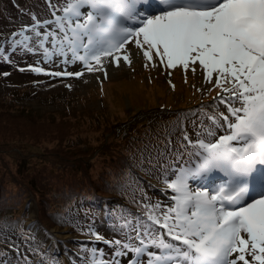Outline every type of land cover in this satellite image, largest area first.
<instances>
[{
	"label": "snow or ice",
	"instance_id": "snow-or-ice-1",
	"mask_svg": "<svg viewBox=\"0 0 264 264\" xmlns=\"http://www.w3.org/2000/svg\"><path fill=\"white\" fill-rule=\"evenodd\" d=\"M52 16L40 21L33 15L32 25L14 34L21 39L12 50H42L45 63L63 57L64 64L79 62L93 72L102 68V58L130 65L126 46L134 45L147 62L156 58L169 69L202 70L204 81L220 90L227 112L209 117L217 127L226 125L215 140L193 143L184 136L198 159L165 178L173 204L166 210L156 204L146 220L127 221L123 241L92 233L115 257L127 258L107 260L93 248L90 264H264V0H62ZM0 57L8 59L3 49ZM213 171L226 177L220 186L190 185Z\"/></svg>",
	"mask_w": 264,
	"mask_h": 264
},
{
	"label": "rangeland",
	"instance_id": "rangeland-1",
	"mask_svg": "<svg viewBox=\"0 0 264 264\" xmlns=\"http://www.w3.org/2000/svg\"><path fill=\"white\" fill-rule=\"evenodd\" d=\"M0 3V49H3L4 54L8 57V59L0 57V99L14 100L16 104H23L24 108L35 111L37 114H45L54 111V109L61 110V106L65 101L72 108L74 107L81 112L92 111V115L85 119L82 125V132L74 134L70 140L71 143L77 144L79 142L82 148L88 149L91 147L97 149L100 146V152L103 151L108 156L117 157L125 149L130 148L126 147L121 150V146L116 143V136L110 134L109 129L116 131V127H118L117 134L122 135V137L128 136L129 133L123 131L125 128L123 122L134 120L137 126L131 136L132 138L143 139L144 145L135 146L132 152L135 153L136 150L137 153L142 152L144 155L150 152V155L152 151H155L160 154L159 149L161 148H157L158 141L155 136L158 133L162 134L164 138L161 143L167 144L169 150L171 148L174 151L172 152L173 156H171L170 169L165 175V177L171 179L174 172H178L182 167L189 166L192 159H198L192 156L196 149L184 140L185 135L195 143L200 139L205 140V142L210 139L215 140L219 135L226 133V125L217 127L209 119L212 116L219 117L221 112L227 114L225 106L219 103L218 93L220 90L215 88L214 85L206 83L204 78H201L202 73L200 70L193 74L191 69L188 71H184L180 67L169 69L158 64L156 58L153 62H147L143 54L136 53L129 45L126 46V49H131L130 65L121 59L119 66H117L112 58H102V68L98 71L88 72L79 62L64 64L62 62L63 57L53 56L49 62L45 63L42 50H38L36 53H28L18 46L13 51V41L21 39L20 36L14 34L19 33L24 27L31 26L33 15L40 21L54 19L52 11L60 6L62 0H0ZM57 15H62V13L57 12ZM48 27L50 29L52 26ZM26 34L31 35V33ZM46 46L50 47V45ZM119 55L122 57L124 52ZM153 64L156 66H153ZM29 66H39L48 72L81 71L82 75L79 78L75 76L51 77L33 73L27 70ZM93 67L99 68L100 66L95 65V62H93ZM20 68L26 70L21 72ZM185 78H189V80ZM173 83H175L176 89H174ZM157 86L161 87L164 92H160ZM189 86L197 91L200 100L202 96H210L203 99L201 108L197 110L192 108L195 105L194 103L190 106L182 104L184 101H189L188 97H193L188 94ZM149 89H154L151 95L146 94ZM158 110H162L164 114L168 112L175 114L174 117L170 118L172 124L167 132L160 131L156 133L153 127L142 128L140 123L148 117H151L152 121L159 116L163 119L168 118V115L162 116ZM60 116L61 114H58L57 119H60ZM64 122V125H66L64 131L67 127L69 130L71 128L75 130L77 123L74 124L73 119L64 120ZM220 123L223 125V120ZM114 124L116 125L114 126ZM209 131L214 132L215 135L210 137L208 135ZM105 147L106 149H104ZM9 150L18 153L20 151L14 146H11ZM169 150L165 151L168 152ZM96 152L94 155H96ZM124 152L132 154V152ZM168 154L171 155L170 151ZM161 156L164 158L166 155ZM214 173L215 171L205 175H197L196 179L190 180L189 183L194 188L203 186L209 190L214 189L217 186H207L204 182L213 179ZM147 178L146 184H153L154 190L150 188L147 191H142V187H140L141 189H132L136 192L142 191L145 197H140V201L137 202L135 198L129 200L133 205L129 211L136 210L135 212H140V218H143V214L147 215L148 209L156 204H160L161 209L166 210L168 206L174 203L171 199L174 194L167 188L165 181L163 184H157L150 176ZM150 192L155 193L156 196H151ZM28 206L30 211L27 214L25 226L30 228L34 238L43 240L48 244V250H51V253L60 256L61 252L67 249L69 253L64 257V260L68 264L80 263L73 261L72 258L71 261L69 258L71 257L70 254L78 256L83 250L77 248L73 243L82 242H85L82 247L85 248L83 255L87 264H90L91 249L93 248L103 250L105 252L103 258L107 260L113 258L124 260L127 258L115 257L112 247L97 241L95 236L92 235L93 232H96L109 240L121 239L123 241L124 233L129 230L121 226L131 220L126 216L127 214L122 213L123 215L117 217L106 213L104 210L106 215L104 221L96 219L92 223L84 222L82 227L79 228L84 231V236H79L73 231L72 226L44 229L38 224L36 200H31ZM85 220L83 218V221ZM131 221L136 222L134 219ZM48 233L51 237H47ZM130 234L135 235L134 232ZM1 241H4V243L8 241V243L21 246V241L10 231L4 233ZM133 243L138 244L139 242L133 241ZM33 245H36V243ZM142 259L146 261V257ZM0 264L5 263L0 261Z\"/></svg>",
	"mask_w": 264,
	"mask_h": 264
},
{
	"label": "trees",
	"instance_id": "trees-1",
	"mask_svg": "<svg viewBox=\"0 0 264 264\" xmlns=\"http://www.w3.org/2000/svg\"><path fill=\"white\" fill-rule=\"evenodd\" d=\"M1 4V3H0ZM182 77V76H181ZM189 80V78H185ZM186 81V80H185ZM176 89L175 83H173ZM164 92V90L160 91ZM148 93V92H147ZM146 93V94H147ZM189 101L182 104L194 103V110L201 108L203 99L197 91L189 86ZM187 94V95H188ZM200 101V102H199ZM61 110L37 114L24 108L23 104H16L14 100L0 99V261L5 264H68L64 257L69 251L64 249L59 254L51 253L48 244L32 236L30 228L25 226L27 214L30 211L28 203L36 200L38 205V224L48 230L52 227L72 226L79 236L84 231L79 228L83 223L106 218L104 210L113 216L124 213L129 219L146 220L147 215L132 209L130 199L140 201L145 197L142 191L154 190L153 184H146L147 177H151L157 184H163L168 173L173 156L171 148L161 143L162 134L158 133L157 148L159 153L132 152L136 147L143 146V139L132 138L136 128L134 120L123 122V131L128 136L117 134L109 129L110 134L116 136V143L124 151L118 156H108L101 147L82 148L81 143H71L74 134L82 132L85 119L92 115V111H80L72 108L68 102L62 104ZM168 118H146L140 123L142 128L153 127L155 132L166 131L172 122L170 118L175 114H164ZM61 114L60 119H57ZM73 119L75 130L67 129L64 120ZM63 120V121H59ZM122 124V125H123ZM116 124H114L115 126ZM113 126V127H114ZM80 127V128H79ZM69 130V131H68ZM111 130V131H110ZM148 130V129H147ZM11 146L19 149L11 152ZM132 148V149H131ZM162 148H165L162 150ZM106 149V147L104 148ZM165 150H169L166 152ZM96 152V155L94 153ZM183 152V151H180ZM161 155H166L162 158ZM158 158V159H157ZM157 159V160H155ZM144 184V185H143ZM142 187V191H133ZM141 189V188H140ZM133 192V195H132ZM142 192V193H141ZM138 194V195H137ZM143 194V195H142ZM137 195V196H136ZM155 197V193L150 192ZM123 213V214H122ZM83 218L86 220L83 221ZM10 231L21 241V246L1 241L4 233ZM47 237H51L48 233ZM7 240V239H6ZM36 243V245H33ZM82 248L76 255L70 254L69 260L87 264L84 260L85 242L73 243ZM71 260V261H72Z\"/></svg>",
	"mask_w": 264,
	"mask_h": 264
},
{
	"label": "bare ground",
	"instance_id": "bare-ground-1",
	"mask_svg": "<svg viewBox=\"0 0 264 264\" xmlns=\"http://www.w3.org/2000/svg\"><path fill=\"white\" fill-rule=\"evenodd\" d=\"M131 48H133L135 51H136V53H139V54H142V52H140L138 49H136L135 48V46L134 45H129ZM155 59V58H154ZM200 72L202 73V70H200ZM201 78H204L203 77V74H202V76H201ZM157 88H158V90H160V91H162V88L161 87H158L157 86ZM156 89V88H155ZM153 91H154V89H149V90H147V95H151L152 93H153ZM157 91V90H156Z\"/></svg>",
	"mask_w": 264,
	"mask_h": 264
}]
</instances>
